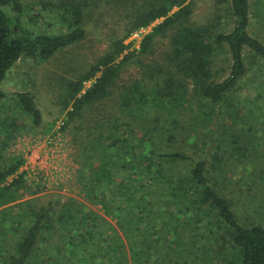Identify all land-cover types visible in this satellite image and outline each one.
<instances>
[{
    "label": "trees",
    "instance_id": "16d2710c",
    "mask_svg": "<svg viewBox=\"0 0 264 264\" xmlns=\"http://www.w3.org/2000/svg\"><path fill=\"white\" fill-rule=\"evenodd\" d=\"M44 1L47 2L41 4V10L54 16L49 24L51 32L43 27L32 30L25 24L21 0H0V84L23 58L47 62L82 42L86 38L87 15L92 10L99 7L102 11L112 6L126 13L124 35L115 40L84 75L66 84L63 109L71 105L72 110L68 113V124L62 129L81 138L79 144H75L78 150L75 161L79 165L78 182L83 197L93 206L102 205L107 216L119 213L120 228L131 243L133 234L136 242L142 236L145 229L141 227L142 220L147 212V220L158 219L165 208L177 212V216L173 212L171 217L176 220L178 230L174 238L163 236L161 239L157 233L147 239L149 233L145 232V238L138 241V252L133 251L134 263L155 264L160 259H154L150 252L157 242L154 238L165 244L164 255H178L179 250L172 248L181 243L179 235L187 236L185 228L189 231L192 227L193 236L199 234L197 230L209 231V235H198L201 240L196 251L210 244L215 250L218 247L221 250L229 244L233 254L228 264H264V228L242 225L229 202L211 185L212 170L224 171L229 166L228 161L217 152L209 162L196 160L193 154L189 156L186 151H179L183 148L175 142L187 105H194L190 93L203 101L201 111L206 123L226 116L241 121L239 114L229 108L235 100L236 88L247 73L246 59L264 58V43L250 34L252 0H215L219 7H230L234 20L230 32L219 33L215 24L197 25L192 21L194 3L189 0ZM156 22L143 38L140 49L127 51L132 43L126 45L125 41L138 29ZM158 37L168 39L169 46L162 59L153 68L147 66L148 71L143 72L141 78L121 87L116 96L113 88L121 70L128 61L149 55ZM221 58L229 60L230 75L218 81L215 68ZM88 81H93L92 85L84 91ZM7 97L13 98L22 114L30 116L35 127L42 125L33 93L9 96L0 91V102ZM88 111L96 112V116L89 125H81ZM161 118H165L164 122H160ZM4 121L2 118L0 125ZM11 124L12 128L6 119L4 133L0 136V184L3 185L0 207L19 200L18 189L26 184L25 174L19 171L23 155L12 154L4 141L12 133L9 128L19 129L14 121ZM75 183L76 180L73 185ZM60 200L41 211L30 212L27 218L17 215L27 202L0 211V215L5 216L0 222V264H45L39 254L41 239L57 234L64 238L65 248H71L79 264H127L121 246L109 243L117 244L119 239L112 238L108 242L101 238L96 248H92L94 243L88 242L86 234L89 237L95 234L96 220H103L102 217L96 213H81L77 208L79 204L85 210L81 201L69 199L68 203H76L77 210L73 212L68 210V203L62 204ZM139 212L144 215L138 216ZM133 214L136 219L131 224ZM90 220L94 222L93 228H88ZM12 223L17 225L13 238L10 236L15 226ZM103 229L99 224V238L107 235ZM139 231L141 234L136 235ZM83 242H88L85 253L79 250ZM117 248L120 253H116ZM217 253L222 255L221 251Z\"/></svg>",
    "mask_w": 264,
    "mask_h": 264
},
{
    "label": "rangeland",
    "instance_id": "374dc122",
    "mask_svg": "<svg viewBox=\"0 0 264 264\" xmlns=\"http://www.w3.org/2000/svg\"><path fill=\"white\" fill-rule=\"evenodd\" d=\"M57 2V0H54ZM194 3V13L192 21L197 25L207 24L216 25L215 30L219 32H230L234 28V20L230 14V7H219L215 0H189ZM47 1L44 0H21L25 13L23 15L24 22L32 30H47L51 32L49 24L54 19L53 14L46 13L41 10V4ZM252 20L250 34L264 43V0H252ZM126 13L122 9H113L107 7L105 10H99V7L89 12L86 21V38L61 52L47 62H35L32 59L23 58L17 62L8 72L6 78L0 84V91L9 96L15 93L31 92L34 95L36 107L40 110L42 116V125L35 127L29 115L22 114V111L13 102V98H5L0 102V121L2 118L7 119L12 128V122L16 123L19 129H11L10 138L4 139L10 146V151L15 156L23 155L22 167L27 163L26 157L30 155V150L36 149L39 153V164L45 168L52 170V166H46V162L52 164V154L49 149L44 147V139L51 135L57 128L60 129L68 124V113L72 110L71 105L63 109L65 86L68 81L77 80L80 75H84L96 61L102 57L109 49L115 40L120 39L125 32ZM36 19L38 23H36ZM154 23L145 34L140 36V46L143 38L152 31ZM37 27V28H36ZM133 40L128 38L125 41L126 45L132 43ZM135 45L132 43L127 51H138L135 47L138 41L135 40ZM168 39L158 37L152 47V52L146 57L140 59L134 58L121 70V74L114 86L113 90L116 96L119 95L121 87L128 85L132 80L141 78L142 73L148 71L147 66L154 67L155 63L160 61L163 53L168 49ZM136 48V49H135ZM126 51V53H127ZM223 58V57H222ZM220 59L217 62V80L223 81L230 75V62L227 59ZM138 60V62H137ZM155 60V61H153ZM247 61V73L239 83L234 93L235 100L231 103L230 111H236L241 121L236 117L226 116L214 119L211 123H206V118L203 120L202 111L204 109L203 101L196 98L193 93H190V100L194 101V105H187L186 113L180 120V125L176 131L175 142L183 148L179 150L187 152L189 156L193 154L196 160L207 159L212 160V154L217 152L220 158L228 161V167L224 171L212 170L211 185L216 186L218 194L229 202L231 208L242 225L246 226H261L264 228V58L249 57ZM93 81L85 83V89L92 85ZM83 91V92H84ZM8 100V101H7ZM204 105H206L204 103ZM209 107V106H208ZM207 109V106H206ZM221 109V107H219ZM96 116V112L88 111L80 122L81 125H89ZM165 118H161L160 122H164ZM4 121V122H5ZM204 121V122H203ZM4 122L0 125V136L4 133ZM42 129V130H41ZM60 131V130H59ZM63 142L66 144V154L68 164L71 165L70 178L62 181L59 185L44 180L42 175H29L25 170L20 174H25L26 184L22 185L19 191V200L15 203H10L0 207V211L4 208L14 206L18 203L27 202L25 209L18 211L17 215L27 218L32 211H41L49 206L50 203L71 202L69 199H74L82 202L85 210L78 204V209L81 213L88 214L96 213L103 220H96L95 234L92 237L86 234L88 242L94 243L92 248H96L99 244V239L106 238L108 242L113 238L120 240L117 244L113 241L111 245L121 246L126 263L135 264L136 256H133V251L140 248L139 240L145 238V232L149 233V237L159 234L162 236L173 237L175 231L178 233L175 226V219H171L172 215L177 212L172 209H164L158 219H145L149 216L147 212L143 217L142 236L135 241L134 234L132 243L127 238L124 231L120 228L122 225L119 218V213L115 216H107L102 205L93 206L84 197L78 182L79 165L75 161L78 153L75 144H79V136L73 134L70 130L66 133L61 129ZM75 146V147H74ZM76 148V149H75ZM206 151L203 155L202 151ZM213 150V151H212ZM208 156V158H207ZM63 165L62 162H60ZM21 169V168H20ZM77 183L73 185L74 181ZM3 185L0 184V188ZM31 204V207H28ZM68 210L75 212L76 203H68ZM111 207L113 205L111 204ZM58 211V208L54 206ZM92 209V211H90ZM24 211V215L22 214ZM61 212V211H59ZM58 212V213H59ZM174 212V213H173ZM144 215V212H139L138 216ZM197 215V214H196ZM193 217V216H192ZM5 216L0 215L1 219ZM56 219V218H54ZM136 216H131V224L134 223ZM152 221V222H149ZM5 222V220H2ZM12 227L10 236L13 238L17 234L16 224ZM94 222L90 220L88 228H93ZM99 224L104 226V237L99 238ZM136 225V224H135ZM185 228L187 236H180L181 243L174 246L172 249H178L179 254L166 256L165 244L159 238H154L157 241L150 248V252L154 259H160L155 264H228L230 257L233 254L231 245L225 244L221 251L222 255H218L212 244L203 247L196 251V245L201 240L199 234L204 236L209 235L208 229L196 231L197 236L190 234ZM141 231V230H140ZM136 232V235L141 232ZM153 231V233H152ZM204 231V233H202ZM119 233L118 234L116 233ZM89 233H94L90 231ZM18 237V236H17ZM16 237V238H17ZM172 238V239H173ZM92 239V240H90ZM64 238L60 235H55L49 238L46 235L41 239L39 252L40 258L45 264H79L71 254V248L66 249L63 244ZM16 242V240L14 241ZM13 242V244H14ZM18 242V241H17ZM83 242L84 246H80L79 250L84 251L88 244ZM104 243V242H102ZM222 243V242H221ZM90 245V244H89ZM93 245V244H92ZM173 245V244H172ZM46 249V250H45ZM76 251V248H75ZM136 252V253H137ZM116 253H120L117 248ZM135 253V254H136ZM159 253V254H158ZM160 255V256H158ZM233 260V259H232ZM84 264V262H83ZM140 264H143L142 262Z\"/></svg>",
    "mask_w": 264,
    "mask_h": 264
},
{
    "label": "built area",
    "instance_id": "2783aa9c",
    "mask_svg": "<svg viewBox=\"0 0 264 264\" xmlns=\"http://www.w3.org/2000/svg\"><path fill=\"white\" fill-rule=\"evenodd\" d=\"M150 27L140 28L129 37L131 40H133L132 43L134 45L136 43L135 40L138 41L137 45L135 46L137 50L140 49V36L145 34L146 30ZM61 129L60 127H58L57 131L53 132V135L56 136L52 137L51 135H49L44 139V147L49 149L54 159L51 160L52 164H49L48 162H46L45 164L46 166L51 165L53 169L50 170L49 168H45L43 165H40L39 153L36 149H32L30 150V155L26 157L27 163L20 169L21 172H24V167L25 170H29L30 167V172L26 171L29 175H42L45 181L55 183L57 185H59L62 181L70 178V169L72 171V167L70 164H68L67 158L64 155L66 154L67 148L62 139V134L60 132ZM60 162H62L63 165H61Z\"/></svg>",
    "mask_w": 264,
    "mask_h": 264
}]
</instances>
